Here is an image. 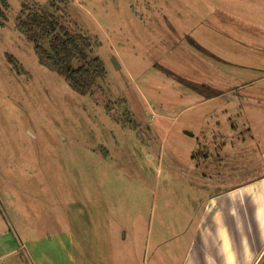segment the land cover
Wrapping results in <instances>:
<instances>
[{
    "label": "rangeland",
    "instance_id": "obj_1",
    "mask_svg": "<svg viewBox=\"0 0 264 264\" xmlns=\"http://www.w3.org/2000/svg\"><path fill=\"white\" fill-rule=\"evenodd\" d=\"M6 1L0 24V264H150L160 238L183 242L176 233L188 223L187 194L201 192L196 184L203 180L186 156L194 138L187 134L193 136L197 124L208 133L194 154L198 162L212 146L248 137L247 121L237 118L252 101L247 90L226 89L225 104L210 102L209 126L196 120L207 110L187 98L218 92L209 88L216 72L183 32L208 15L245 22L263 9L236 8L233 1L223 8L220 0ZM23 4L52 14L69 34L89 38L88 59L98 58L106 69L92 94H75L62 76L38 63L33 44L15 30ZM257 261L263 264L264 257Z\"/></svg>",
    "mask_w": 264,
    "mask_h": 264
},
{
    "label": "crops",
    "instance_id": "obj_2",
    "mask_svg": "<svg viewBox=\"0 0 264 264\" xmlns=\"http://www.w3.org/2000/svg\"><path fill=\"white\" fill-rule=\"evenodd\" d=\"M232 1L231 5L236 8L255 6L263 10L245 22L208 15L200 24L183 32V39L187 38L207 53H201L203 62L216 72L209 88L222 93L211 98L196 94L187 99L203 112L207 110L196 119L206 122L212 110L210 102H216V106L225 104L226 89L247 90L252 101L241 106L245 110L237 118L247 121L248 137L243 141L230 139L229 143L237 140L236 145L221 143L216 148L211 145L209 153L202 155L198 162L194 154L200 139L208 133L197 124L193 127L195 134H187L194 138L186 156L189 167L203 180L196 184L201 192L187 194L188 223L184 222L183 230L176 233L183 242L168 244L160 238L153 246L150 264H256L264 257V0L248 3L247 0H220L218 3L224 8ZM225 80L230 84L226 85ZM220 109L224 112L223 105ZM239 132L228 134L236 136ZM256 169H259L254 172L256 176L238 180L242 174ZM231 178L238 181L227 188L215 187L222 184L219 181Z\"/></svg>",
    "mask_w": 264,
    "mask_h": 264
},
{
    "label": "trees",
    "instance_id": "obj_3",
    "mask_svg": "<svg viewBox=\"0 0 264 264\" xmlns=\"http://www.w3.org/2000/svg\"><path fill=\"white\" fill-rule=\"evenodd\" d=\"M8 7L6 0H0V24L6 21ZM15 30L33 44L38 63L62 76L68 88L75 94L80 96L92 94L99 80L105 78L106 69L103 62L96 57L88 59V54L92 51L89 38L78 33L69 34L52 14L23 4L15 18ZM45 42H48V48L43 46L42 43ZM192 44L199 51L205 52L204 49ZM6 58L7 62L17 70L16 59L11 55H7ZM75 61L81 63L75 67ZM169 77L175 79L174 76ZM189 87L194 91L197 90L194 86ZM205 90L209 92V88ZM203 92L199 91L198 94L202 95ZM221 94L214 91L207 97Z\"/></svg>",
    "mask_w": 264,
    "mask_h": 264
},
{
    "label": "water",
    "instance_id": "obj_4",
    "mask_svg": "<svg viewBox=\"0 0 264 264\" xmlns=\"http://www.w3.org/2000/svg\"><path fill=\"white\" fill-rule=\"evenodd\" d=\"M264 264V263H263Z\"/></svg>",
    "mask_w": 264,
    "mask_h": 264
}]
</instances>
